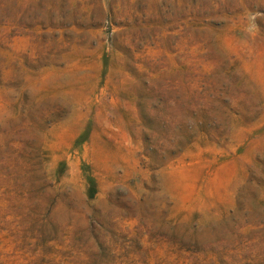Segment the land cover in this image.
<instances>
[{"label":"rangeland","instance_id":"rangeland-1","mask_svg":"<svg viewBox=\"0 0 264 264\" xmlns=\"http://www.w3.org/2000/svg\"><path fill=\"white\" fill-rule=\"evenodd\" d=\"M0 264H264V0H0Z\"/></svg>","mask_w":264,"mask_h":264}]
</instances>
